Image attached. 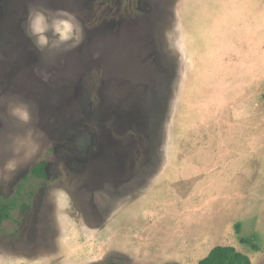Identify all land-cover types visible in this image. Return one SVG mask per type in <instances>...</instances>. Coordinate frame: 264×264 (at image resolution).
Here are the masks:
<instances>
[{"label":"rangeland","instance_id":"rangeland-1","mask_svg":"<svg viewBox=\"0 0 264 264\" xmlns=\"http://www.w3.org/2000/svg\"><path fill=\"white\" fill-rule=\"evenodd\" d=\"M20 188L0 264H264V0H0Z\"/></svg>","mask_w":264,"mask_h":264},{"label":"trees","instance_id":"trees-1","mask_svg":"<svg viewBox=\"0 0 264 264\" xmlns=\"http://www.w3.org/2000/svg\"><path fill=\"white\" fill-rule=\"evenodd\" d=\"M32 175L37 179L45 178L44 165L42 163L37 164L33 170ZM19 191H17L16 196L11 199H5L0 194V224L6 220L11 219V214L15 208L18 207V196ZM26 204L22 203L21 208L25 209ZM252 250L255 249V245L251 246ZM95 264H119L114 261H106L103 263ZM198 264H251L249 257L239 251H237L232 246H215L208 254L198 261Z\"/></svg>","mask_w":264,"mask_h":264},{"label":"bare ground","instance_id":"bare-ground-1","mask_svg":"<svg viewBox=\"0 0 264 264\" xmlns=\"http://www.w3.org/2000/svg\"><path fill=\"white\" fill-rule=\"evenodd\" d=\"M85 247H83V248H80V250H78V251H76V253H78V252H83ZM87 248H89V246L87 247ZM92 248V247H91ZM66 253H68V254H66ZM65 254L67 255V256H69V259L71 258V259H75V255H73L74 253L72 252H66Z\"/></svg>","mask_w":264,"mask_h":264},{"label":"crops","instance_id":"crops-1","mask_svg":"<svg viewBox=\"0 0 264 264\" xmlns=\"http://www.w3.org/2000/svg\"><path fill=\"white\" fill-rule=\"evenodd\" d=\"M207 254H208V252L206 253V255H207ZM206 255H205V256H206ZM205 256H204V257H205ZM204 257H203V258H204Z\"/></svg>","mask_w":264,"mask_h":264}]
</instances>
